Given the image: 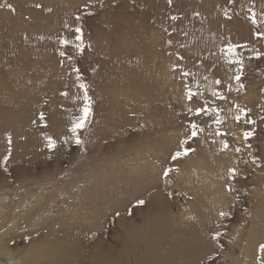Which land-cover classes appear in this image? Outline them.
I'll return each mask as SVG.
<instances>
[{"label":"rangeland","instance_id":"rangeland-1","mask_svg":"<svg viewBox=\"0 0 264 264\" xmlns=\"http://www.w3.org/2000/svg\"><path fill=\"white\" fill-rule=\"evenodd\" d=\"M257 33L264 0H0V264H234L258 225L264 264ZM186 139L194 151L171 161Z\"/></svg>","mask_w":264,"mask_h":264},{"label":"snow or ice","instance_id":"snow-or-ice-1","mask_svg":"<svg viewBox=\"0 0 264 264\" xmlns=\"http://www.w3.org/2000/svg\"><path fill=\"white\" fill-rule=\"evenodd\" d=\"M169 3L171 4V0H169ZM35 7L39 8V7H41V5L36 4ZM89 14H91V13H89ZM76 19H77V21H79L81 19V17L77 16ZM172 19L175 20L176 17H172ZM252 22L254 24L256 23L254 15H253V18H252ZM75 33H76L75 40L79 41V43L74 44V47L77 49V51L82 53L84 51V43H83V40H82V35H83L82 28L81 27H77L75 29ZM257 36L264 38V33H257ZM72 43L73 42L69 41L68 39H62L61 40V44L63 46H65V47L69 46ZM237 47H242V46L241 45H231V44H229L226 49H223V51H224L225 55L229 58L230 62L242 65V63H243L242 60L237 58L238 57V54L236 53V48ZM61 55L63 56L64 53L61 52ZM75 71L77 73V79L79 80V70L76 69ZM184 75L187 76L188 73L185 72ZM236 80L238 82L240 81V75L239 74L236 76ZM216 83H220V82L217 81ZM79 87L83 90L84 105H83V108L81 109L82 114L72 123V126L69 129V131L72 134V137L75 139V142L77 144L81 143V140L79 139L77 133H78L79 130H81V129H83L85 127L87 119L91 115V102H90V97L88 96V92H87V85H85L83 83H80ZM239 87L243 88L244 86H243V84H239ZM213 94L219 96V93H213ZM64 95H67V94L64 93ZM194 95H196V93H193V92H191V90H189L188 98L191 99L192 96H194ZM220 98L223 99L224 97L221 96ZM189 111H192V109H189ZM202 111L206 112L207 109H197L196 110V114L199 115ZM240 113H241V115H247L246 111L243 110V109H240ZM240 118H241L240 115H238L236 117L237 120H240ZM40 120L41 121L44 120V115L43 114L40 115ZM216 123L217 124L221 123L218 113H217ZM248 123H254V122L253 121H248ZM197 128H198V126L195 123L191 124V129H192L191 138H194V137H196L198 135ZM243 135H244V139L248 140L253 135V132L252 131H246V132H244ZM46 139H47V147L49 149L55 148L56 142L51 137H47ZM11 144H12V140H11V137L9 136L8 137V145H9V147H8V150H7L8 154L3 158V161L0 162V163H2L4 165H7L8 161H9V159L11 157V151H12L11 150ZM187 144H188V140L187 139L180 142V144L178 146V149L176 151H174L172 153L171 157H170L171 161H173V162L179 161L181 158L186 157L192 151H194L193 149H191L190 146L189 147H185V145H187ZM223 147L226 149L228 147V144L224 143ZM236 151L239 152L240 149L237 148ZM253 163H256V161L253 160ZM175 170L176 169L168 167V168H166L164 170L163 175L164 176H168L169 173H171L172 171H175ZM5 171H7L6 167H5ZM228 175H229V179L235 178L236 169L235 168L229 169ZM137 203H138V205H143L145 203V201L143 199H140V200L137 201ZM116 215L118 216L119 213L117 212ZM219 215L221 217H224V216L227 215V213L221 212ZM216 238H217V236L213 237V239H216ZM260 251L262 253H264V244L260 245Z\"/></svg>","mask_w":264,"mask_h":264},{"label":"bare ground","instance_id":"bare-ground-1","mask_svg":"<svg viewBox=\"0 0 264 264\" xmlns=\"http://www.w3.org/2000/svg\"><path fill=\"white\" fill-rule=\"evenodd\" d=\"M260 225L258 226H253L250 230V240L248 242V246L244 249V251L241 253L243 254L242 258L241 256L238 257V259L234 262V264H255L254 260L250 257L251 254V248H256L257 244H259L258 237L260 235ZM4 235H2L0 237V241L4 238ZM1 243V242H0ZM3 246H1L0 244V254L2 256H4L5 252H8L6 249L2 248ZM7 254V253H6ZM6 258V257H5ZM5 260V259H4ZM5 263V261H3V264Z\"/></svg>","mask_w":264,"mask_h":264}]
</instances>
